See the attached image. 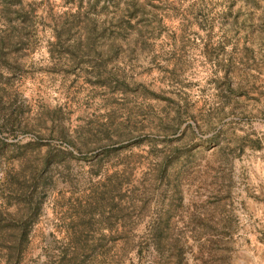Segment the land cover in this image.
Listing matches in <instances>:
<instances>
[{
  "label": "rangeland",
  "instance_id": "1",
  "mask_svg": "<svg viewBox=\"0 0 264 264\" xmlns=\"http://www.w3.org/2000/svg\"><path fill=\"white\" fill-rule=\"evenodd\" d=\"M0 264H264V0H0Z\"/></svg>",
  "mask_w": 264,
  "mask_h": 264
}]
</instances>
